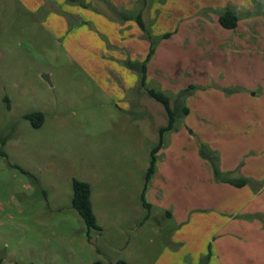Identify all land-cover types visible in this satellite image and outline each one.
<instances>
[{
  "label": "rangeland",
  "instance_id": "374dc122",
  "mask_svg": "<svg viewBox=\"0 0 264 264\" xmlns=\"http://www.w3.org/2000/svg\"><path fill=\"white\" fill-rule=\"evenodd\" d=\"M244 1L146 0L167 8L151 20L145 61L131 58L132 45L100 50L95 29L67 23L66 8L55 22L46 8L0 0V264L201 263L209 252L199 257L196 245L211 240L214 217L192 208L222 202L219 179H246L252 191L264 181V44L246 39L243 20L219 21ZM142 63L145 87L188 110L164 133L148 182L168 115L138 90ZM35 111L39 127L24 117ZM73 178L90 184L101 230L72 206ZM249 217L262 225L247 228L262 238L264 264V211ZM241 237L226 236V264H239Z\"/></svg>",
  "mask_w": 264,
  "mask_h": 264
},
{
  "label": "crops",
  "instance_id": "0c3cea01",
  "mask_svg": "<svg viewBox=\"0 0 264 264\" xmlns=\"http://www.w3.org/2000/svg\"><path fill=\"white\" fill-rule=\"evenodd\" d=\"M25 4L35 8H46L47 11H51L49 18H57V13L62 8H66L63 18L68 23L72 20L73 16H77L81 26H87L95 29L94 36L99 40L98 46L100 50L107 48L112 49L109 52H121L128 53L127 50L131 49L132 59L145 60L149 53V40L146 39V33L138 24L135 19L137 14H141L145 25L151 26V20L156 22H162L159 20L161 16L165 18L167 4H144L143 0H21ZM39 3L37 6H33V3ZM31 3V4H30ZM234 10L241 19H239L238 27L243 20V24L247 30L246 39L251 40L255 43L264 44V0H245L244 3L234 4V8L226 7ZM59 16V15H58ZM56 22V20H55ZM154 25V24H153ZM153 27V26H152ZM235 27V28H236ZM103 37V38H102ZM104 37L108 38L107 41ZM106 42V43H105ZM108 43V45H107ZM132 45L133 48L125 49L121 46ZM98 49V50H99ZM263 50V49H262ZM129 58V57H128ZM138 90L146 92V89L138 83ZM147 93V92H146ZM226 179V178H225ZM220 189L217 193H221L223 198L222 202H218V199H211L207 205L200 207L199 205L192 208L193 213H207L208 216H213L214 219L211 222L214 231L211 240L209 237L203 239L204 245L200 248L199 244L196 245L198 248V255L203 256L204 254L210 253L207 264H211L212 260L217 259V264H226V236L232 234H239L241 239L238 241V262L239 264H260L257 263L258 255L257 251H261L263 247L262 238L258 237L259 234L250 230L253 240L251 241L248 236V224L252 225L255 223L256 231L261 230L262 225L258 223V218L249 217L254 214H260V211H264V207L261 209V203L264 204V181H259L255 184L254 190H249V185L246 183L244 186H235L225 180L217 181ZM226 193L232 195L226 196ZM217 197V196H216ZM221 199V198H220ZM148 203V202H147ZM211 203L212 205H209ZM234 203L236 206H228V204ZM149 204V203H148ZM219 204V205H217ZM255 204L253 209H250L249 205ZM150 205V204H149ZM192 215L190 217H192ZM239 216V218H236ZM242 217V218H240ZM247 218V219H246ZM189 220V218H188ZM202 221V219H200ZM238 227V231L235 228ZM237 232V233H236ZM181 238H184L183 227L180 233ZM209 235V236H210ZM176 236V234H175ZM170 242L173 243L174 237H169ZM182 240V239H180ZM211 241V249H205L206 245ZM179 242V241H176ZM242 247H248L249 252L252 255L246 257L243 253ZM174 248H177L176 246ZM207 252V253H205ZM199 255V257H200ZM205 257V256H204ZM204 257H201V261ZM194 260V258H193ZM116 263V262H110ZM197 264V261L194 262ZM201 264V263H200Z\"/></svg>",
  "mask_w": 264,
  "mask_h": 264
},
{
  "label": "trees",
  "instance_id": "16d2710c",
  "mask_svg": "<svg viewBox=\"0 0 264 264\" xmlns=\"http://www.w3.org/2000/svg\"><path fill=\"white\" fill-rule=\"evenodd\" d=\"M70 1L76 2L75 0H70ZM143 2L144 4H146V0H143ZM135 19L138 22V24L141 26V28L145 31V33H148L149 26L145 25V22L143 21L141 14H137L135 16ZM219 21L220 24L225 28H229V29L235 28L238 23V14L230 8H225L219 15ZM152 53H153V48L151 45L150 51L147 57L145 58V61L150 59ZM140 73H141L140 75L141 85L146 89V92L149 94L150 97L156 99L157 101L163 104L168 115V122L166 125H163L159 128V140L151 152V162L145 176L146 182H148L149 178L155 171L156 153L163 144L164 133L174 128L176 117L180 111L183 112L184 114H187L188 110L185 106L181 104V101L179 102V99H175L174 103L172 104L170 97L167 94H165L163 91L159 89H155L153 87L151 88L145 87L146 66L143 63L141 66ZM24 117L30 120L34 125V127L41 126L44 121V113L41 111L26 113ZM215 174L218 177V171L216 169H215ZM220 180H225L236 186H244L247 183L246 179L234 180V179L223 178ZM72 187H73L72 206L78 211V213L84 219L88 229L101 230V226L97 222V217L92 206L90 184L87 181L73 178ZM142 200L144 206H149V204L146 203L145 201L144 194H142ZM209 257H210V253H208V255L202 259L201 264H207ZM114 264H129V263L125 260H119Z\"/></svg>",
  "mask_w": 264,
  "mask_h": 264
},
{
  "label": "water",
  "instance_id": "95a60500",
  "mask_svg": "<svg viewBox=\"0 0 264 264\" xmlns=\"http://www.w3.org/2000/svg\"><path fill=\"white\" fill-rule=\"evenodd\" d=\"M44 77L47 79V80H49V76L46 74V75H44Z\"/></svg>",
  "mask_w": 264,
  "mask_h": 264
}]
</instances>
